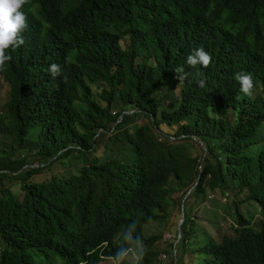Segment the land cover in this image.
<instances>
[{"label": "trees", "instance_id": "trees-1", "mask_svg": "<svg viewBox=\"0 0 264 264\" xmlns=\"http://www.w3.org/2000/svg\"><path fill=\"white\" fill-rule=\"evenodd\" d=\"M44 1L52 9L55 33L36 39L28 61L38 64L40 59L49 56L55 59L61 52L70 53L75 61L98 62L101 68L98 77L84 72L79 83L85 86L96 78L90 94L96 96L93 86L107 85L109 89L103 90V96L108 103L121 105L123 109L143 103L147 111L156 116L160 101L152 98V94L158 89L166 93L176 108L182 99L168 83L177 80L176 68H171L173 58L180 62V51L191 53L197 42L208 43L217 50L222 47L214 41L221 27L206 15L190 11L181 0ZM208 4L216 7L223 17L242 18V26L249 28L252 35L264 33V0H208ZM126 34L130 47L121 52L118 40ZM243 43L233 40L218 50L219 74H226V79L237 67L247 66V61H251L250 69L258 68L252 62L258 59V54L245 51ZM144 53L147 60L136 63L135 57ZM152 57L155 59L151 64ZM202 74L203 70L193 68L182 82L177 81L187 86L192 78ZM28 78L24 85L27 99L15 105L8 98L3 106L7 113L0 114V190L3 192L0 198V240L3 243L0 255L12 254L15 264H73L84 249L98 244L103 249L99 252V262L103 256L119 257L129 246L126 237L129 231L123 227L126 218L140 212L146 198H159L165 173L180 163L190 169L186 176L191 181L182 187V191L194 188L185 202L178 251L194 254V264H264V175L257 177L264 171V161L262 169L251 156L229 153L232 150L235 153L236 144L245 139L243 134L247 126L243 121L247 114L256 118L258 110L253 108L247 112L229 81L224 79L206 97L204 93L198 94L196 88L188 89L179 111L183 117L188 113L185 117L191 124L210 128L212 134L208 135V140L216 138L223 142L227 151L220 153L221 161L218 162L219 155L210 158V163L217 164V168L206 161L197 162L186 143L164 147L151 135L147 136L145 152L139 150L134 157L127 156L121 147L122 138L117 135L114 147L123 151L122 155L112 153L106 158L108 165L97 164L92 167L94 170L85 167L82 171L74 169L83 152L80 150L95 147L88 144L79 126L73 134L65 133L70 122L69 105H63L67 111L60 114L57 127L51 128L53 122L50 120L53 119L48 116L54 109L52 105L61 101L64 83L47 84L36 71ZM213 97L220 107L224 102L234 111L242 110L244 116L235 122L234 127L209 117V109L214 107L211 103ZM39 105H43L44 111L37 109ZM120 114H113L108 106L91 116L98 118L94 122H99L101 128L110 129ZM42 118L48 124L40 122L44 121ZM249 121L252 127L254 120ZM130 123L125 118L115 128L117 131L127 130ZM91 126L86 124V129ZM149 129L146 127L140 134H148ZM68 140H78L79 145L69 147L65 143ZM129 142L136 145L131 139ZM73 149L77 154L64 160ZM17 150L21 154L15 157ZM31 155L33 159H30ZM35 161H40L38 167L24 168ZM59 162L68 167L63 174L53 171ZM47 169L53 171L50 180H30L43 175ZM98 170L106 174L100 177ZM211 173L218 177L217 180L213 175L210 177ZM230 181L238 183L240 189L231 186ZM12 185H21L23 205L17 203V195L9 188ZM229 189H233L230 197L227 196ZM237 192L241 195L233 196ZM103 193L108 197L98 201ZM115 194L118 197H114ZM227 197L228 201L223 204ZM212 200L215 203L207 208L211 210L207 213L211 217L197 216L204 203ZM245 201L260 206L262 219L251 222L239 211ZM170 204L173 205V200ZM231 205L236 207L234 222L227 221V210ZM33 213L37 214L32 216ZM181 216L179 213L174 225L175 236ZM229 230L236 236L231 237ZM118 236L121 243L116 245L114 239ZM141 249V264H155L158 252L145 244H141ZM168 252L172 254V251Z\"/></svg>", "mask_w": 264, "mask_h": 264}, {"label": "clouds", "instance_id": "clouds-1", "mask_svg": "<svg viewBox=\"0 0 264 264\" xmlns=\"http://www.w3.org/2000/svg\"><path fill=\"white\" fill-rule=\"evenodd\" d=\"M181 1L183 5L190 9V11H197L206 15V17L211 18L212 21L214 20L217 26L221 27L219 35L214 38V41L218 46L223 47L225 46L224 44L233 40L238 43L244 41L243 44L245 45V51H252V55L258 54V59L252 61L257 64L258 68L256 70L250 69L248 66L251 61H247V66L237 67V70L232 71L227 79L225 77L226 74H219L221 67L218 50H221L222 47H219L217 50L208 43L197 42L193 45L194 50H192L191 53L180 51L179 55H182L180 62L176 60L177 58H173L171 63V68H176V79L181 82L191 73V69L193 68L198 67L204 71V74L192 78L189 85L185 86L183 83H180L183 84L186 90L196 88L198 89V94L204 93L203 96L206 97L214 92L215 86L221 85L222 82H224V79H226L232 84L234 93L242 102V105L246 108L247 112L253 108L258 110V116L256 118L247 114V118L243 121L247 126V130L244 131L243 134L245 139L240 140L238 144H236L235 149L237 150L235 153H233V150L229 152L236 156H252L256 153H250L248 150L254 143V134L261 125H263L264 132V33L252 35L249 32V28L245 29L242 26V18L239 16L234 18L231 15L223 17L219 14L216 7L208 4V0ZM52 33H55L52 9L44 0H0V78L8 86V98L15 105L27 99L24 85H26L27 79H29L28 76L35 74V71L36 74H38L47 84L64 83L63 94L59 98V100H61L59 104L62 105V107L59 104L54 103L52 105V108L54 109H51V114L48 115L53 119L50 120L53 122L51 128L57 127L60 122V114L67 111L66 108L63 107V105L66 104L69 105L71 113L70 122L66 125L65 133L69 132L70 134H73L74 130L77 129V126L81 128L79 131L82 133L86 129V124L91 126L95 123V119H98L92 117V113L108 106L113 108L115 104L108 103V105L104 106L96 99V96L90 94L91 85L100 73L101 68L98 62H88L84 60L75 61L70 53L65 54L61 52L55 59L50 56L46 59H40L38 64L36 61H28L30 52L35 48L36 39L47 37L49 34L52 36ZM238 33L242 34L239 39ZM184 59H186L185 62L183 61ZM54 61L57 62V64L53 63ZM84 72L89 73L91 76H96L95 79L89 81L85 86L79 83V78L82 77ZM168 83L173 85L172 88L175 87V82L173 80H169ZM55 101L58 102L57 99H55ZM211 103L214 107L209 109L210 118L222 122L230 128L236 125V121L230 122L228 120V112L234 109L232 106L227 107L223 102L222 104L224 105H221L220 107L219 102L214 97L212 98ZM37 109L44 111L43 105L37 106ZM128 109L129 107L125 109H123V107L121 108L119 111L121 114L113 122L110 129L100 127L99 130H107V132H110V135L115 138L119 135V131H117L115 127L124 121L125 118L135 120V115L147 116L149 122L154 124V128L151 129V136L154 141L157 140L162 143L164 147H168L164 144V137H167V134L163 132L160 125L157 123V114L154 116L145 109L140 113L136 110L129 112ZM2 113H7L5 108L1 110L0 114ZM250 119L254 120V125L252 127H250ZM42 120L44 119L42 118ZM185 120L189 122L187 117H185ZM40 122L48 124V121L46 120ZM136 127L137 129L142 130L146 128L145 124ZM168 138L172 137L168 136ZM185 138L196 139L197 137L191 135L180 137V139ZM172 140H174V138H172ZM69 147H71V144H69ZM262 149H264V145L261 150ZM211 157L212 156L210 155L206 157L209 161L207 162L208 165H213L210 163ZM220 161L221 158L219 157L218 162ZM34 164H32V167H34ZM43 164L44 163L41 165ZM39 165L40 164L38 163V166ZM213 166L217 168L218 165L216 164ZM187 171H190V169L182 166L180 163L169 169L160 183L159 198L154 199L153 196L146 198L143 207H141V211L138 213L135 212L134 215H130L126 218L123 227L129 231L126 236L129 246L127 250L121 253V255L125 254V256H127L131 254L132 257L136 256L138 258L137 263L133 261L132 257L128 263L141 264L143 262L141 244L149 246L159 254V250L153 247L152 240L147 236L146 227L158 218L159 213H167L169 211L172 206L170 204L172 195L179 191L182 193V216L180 219L178 236L170 245V251H172V254L170 255L172 256L175 254L177 257V247L182 239L180 227L184 222L185 217L184 206L186 199L194 188L191 187L186 191H182V187L191 182L186 176ZM97 173L100 177L106 174L101 172V170H98ZM211 176L214 177L215 180L218 178L212 173L210 174V177ZM17 203L20 205L25 203L24 194L22 197L17 195ZM255 229L258 230L257 228ZM130 234H134L135 237L131 238ZM100 251H103V249L98 244L90 247L88 246L82 251L79 260L73 262V264H102V262L107 260H111L114 264L125 263L121 261V255L119 257L103 256V260L99 262L98 256ZM164 257H166V255ZM0 264H15L13 261V255H0ZM176 264H178L177 258Z\"/></svg>", "mask_w": 264, "mask_h": 264}, {"label": "rangeland", "instance_id": "rangeland-1", "mask_svg": "<svg viewBox=\"0 0 264 264\" xmlns=\"http://www.w3.org/2000/svg\"><path fill=\"white\" fill-rule=\"evenodd\" d=\"M118 46L120 48L121 52H125L129 49V36L128 34L122 36L118 40ZM136 63H141L144 61V59L147 60V57L144 54L138 55L135 57ZM150 63H153V59L155 57L150 58ZM175 82V87L171 88L174 93L180 97V100L182 99L181 103L175 107L172 106L171 101L168 99V96L166 93L156 90L151 96L154 99H157L160 101L159 108L157 111V117H158V124L160 125L161 129L165 134H167V137H164V144L168 147H175L177 143L184 142L190 147V154L193 158L197 160V162H209L206 157L212 156L215 157L217 155L220 156V153L222 151H227V148L223 147V142L213 138L212 140H208L207 137L211 133V129L204 128L202 124L193 125L190 122L185 120V116L188 114L186 113L183 116H180L179 111L182 109V103L184 102V99L186 97L187 90L183 86V84L178 83L177 80L172 79ZM93 91L96 93V99L104 106L108 105V100L106 97L103 96V90L109 89L107 85H95L92 87ZM150 96V97H151ZM8 100V86L5 84V82L0 78V111L5 105L6 101ZM121 105H114L112 108V113H119L121 110ZM147 110L146 105L143 103H140L138 105H131L129 106V112H132L133 110H136L138 113H140L142 110ZM132 114V113H129ZM244 114L242 113L241 109L238 110H230L228 112V120L231 121H237L241 117H243ZM135 120L127 118L128 121H130V127H128L127 130L119 131V136L122 138L121 147L123 151L126 152L127 156L134 157L136 153H139L141 150L142 152H145L148 147V141L147 136L152 134L151 129L154 128V124L149 122V119L147 116H134ZM171 121H174L171 123ZM145 126L149 129V133L147 134H140L142 129H137L136 126ZM100 124L99 122L93 123L90 129H85L84 132H82V136H85L88 144L90 146H94V149H90V147L81 149L80 151H83L80 153L76 164L74 166L75 170H82L84 171V168L87 167L91 170H94L92 167L97 164H103L108 165L107 163V156L114 153L115 156H121L123 151H119L118 148L114 147V143L117 142V140L114 139V136L110 135V132H107V130H99ZM228 133V130H227ZM184 135H191L196 136V139L192 138H185L180 139V137ZM264 132H263V125L258 127L254 134V143L248 150L250 153H256L252 155L254 162H257L260 168H262L263 165V159H264V149L261 150V148L264 145V138H263ZM172 137V138H168ZM129 139L132 140V143H136V145H132L129 142ZM66 144H71V147H77L79 144L78 140H68L65 142ZM260 150V151H259ZM259 151V152H258ZM258 152V153H257ZM21 154V151L17 150L15 152V157H18ZM77 154V150L73 149L72 152L64 158V160H68L71 157L75 156ZM34 156H30V159H33ZM38 163L40 161H35V164L33 166H38ZM32 167V165H27L24 168L28 169ZM83 167V168H82ZM67 165L64 163L59 162L57 165L54 166L55 172H61L62 174L67 171ZM263 169V168H262ZM47 172L43 175L36 176L34 178H30L31 181L40 182L43 180L48 181L51 179V175L53 173L52 170H46ZM260 175H264V171L257 174V177ZM10 182L8 181L7 184ZM231 186L235 188H239L240 186L238 183L231 182ZM9 188H11L18 196L22 197L24 194V191L21 189V185H12ZM233 189H229L227 192V196L230 197L232 195ZM3 192L0 190V198L2 197ZM241 195L240 192L233 193V196L239 197ZM114 197H118L117 194L113 195ZM214 195H211L213 198ZM108 197V194H100L98 201H100L102 198ZM228 197L224 200L223 204L228 201ZM173 205L169 209L167 213H159L158 218L153 221L151 224H149L146 227L147 236L152 240L153 247L157 248L159 250L158 257L156 258L155 264H176V258L178 259V264H194L195 262V255L194 254H188L184 253L182 254L180 251H178L177 257L176 255H170L168 251H170V245L172 242L175 241V238L178 236H175L174 233V225L177 222V216L180 211V206L182 204V193L177 191L172 195ZM197 202V201H196ZM215 202L212 200L210 202L204 203L203 207L201 208V212H198L197 216L200 217H211L207 213H209L211 210L207 209L210 208ZM236 207L234 205H231L230 208L227 210L228 216L227 221L234 222L235 220V210ZM218 210L222 213L223 209L221 206L218 207ZM239 211L251 222L258 220V218L263 217L261 208L258 204H256L253 201H245L243 204L240 205ZM37 213H33L32 216H35ZM196 216V219H198ZM181 219V217H180ZM220 225L222 226L223 223L221 222ZM83 228H87L86 225H83ZM259 229V228H257ZM213 230V229H212ZM231 237H235L236 233L229 230ZM131 238H134V234H130ZM114 243L116 245H119L121 243L120 237H116L114 239ZM3 248V243L0 240V250ZM166 255V257H164ZM121 261L128 263L132 257L131 254L125 256V254L121 255ZM133 261L135 263L138 262V258L136 256L132 257ZM102 264H114L112 261L107 260L102 262Z\"/></svg>", "mask_w": 264, "mask_h": 264}, {"label": "crops", "instance_id": "crops-1", "mask_svg": "<svg viewBox=\"0 0 264 264\" xmlns=\"http://www.w3.org/2000/svg\"><path fill=\"white\" fill-rule=\"evenodd\" d=\"M184 62L186 61V59L183 60Z\"/></svg>", "mask_w": 264, "mask_h": 264}]
</instances>
